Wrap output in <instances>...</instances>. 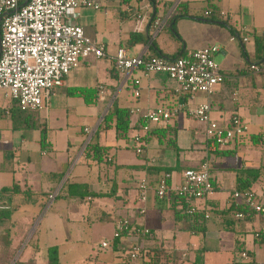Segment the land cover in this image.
I'll use <instances>...</instances> for the list:
<instances>
[{"label":"crops","instance_id":"crops-1","mask_svg":"<svg viewBox=\"0 0 264 264\" xmlns=\"http://www.w3.org/2000/svg\"><path fill=\"white\" fill-rule=\"evenodd\" d=\"M69 18L103 44L106 55L82 58L43 109L23 111L0 90V205L29 188L36 202L38 194L41 201L47 197L50 203L65 201L67 208L87 201L88 215L101 211L97 213L108 221L117 216L115 230L120 219H128L132 228H148L150 235L142 239L125 236L137 237L149 249L159 245L152 240L163 239L162 248L173 252L174 260L181 257L178 264H216L215 255L224 251L229 252L228 264L246 261L243 251L264 264V240L257 239L264 233V212L251 209L247 217H239L232 211L233 204L241 201L234 197L241 189L240 178L244 184L253 181L246 190L264 206V153L258 148L264 146V114L250 108L257 102L264 109V72L251 68L264 60V43H258L264 41V0H108L99 10L75 9ZM156 19L162 21L159 28L154 26ZM237 39L239 46L234 43ZM212 45L219 47L214 59L225 78L211 94L181 91L179 82L163 71L141 67L128 74L115 67L120 48L130 57L162 53L173 58ZM135 78L140 79L138 96ZM82 88L94 92L68 91ZM203 103L211 105L210 119L227 129L238 120L243 131L225 146L214 144L206 136L208 121L190 113ZM115 105L130 110L125 137L117 136L114 123L103 125ZM162 106L169 107L170 118L149 122V129H144L146 115ZM157 128L168 132L161 137L153 132ZM137 134L145 141L141 153L134 139ZM90 142L108 149L107 158L87 156ZM203 162L209 163L215 190L193 201L205 219V230H200L192 216L180 217L189 213L174 193L161 198L156 188L166 174L170 187L183 186L186 169ZM78 165L82 167L75 173ZM72 183L82 185L76 188L80 192L70 193ZM14 186L22 192L11 196ZM5 188L9 190L2 194ZM23 207L20 204L15 215L29 211ZM120 241L114 246L115 257L121 256Z\"/></svg>","mask_w":264,"mask_h":264},{"label":"built area","instance_id":"built-area-1","mask_svg":"<svg viewBox=\"0 0 264 264\" xmlns=\"http://www.w3.org/2000/svg\"><path fill=\"white\" fill-rule=\"evenodd\" d=\"M108 0H0V90L16 100L23 110L43 109L49 105L51 96L57 87L64 84L66 76L77 67L82 58L91 54L98 58L106 55L103 44H98L86 35L81 25L69 22V14L78 8L99 10ZM162 25L160 19L154 26ZM247 40V38H244ZM219 47L212 45L198 48L187 55L170 58L162 55L151 57H130L124 48L118 49L115 56V67L120 72L131 74L136 68L147 72L163 71L176 79L181 91L196 93H213L215 87L223 82L224 75L214 54ZM252 69L264 72V60L252 64ZM138 87L135 94L140 95V79L135 78ZM210 103H203L191 109L190 113L197 118L208 121L206 136L214 144L225 146L240 134L243 129L235 120L234 128H223L210 119ZM169 107H157L146 115L144 129H149V122L163 123L171 116ZM85 130H89L86 128ZM137 151L141 153L145 141L140 134L135 135ZM185 182L180 187H170L165 177L156 188L159 197L165 198L169 191L183 202L188 203L187 212L192 215L198 212L193 204L196 199L205 198L215 190V185L208 162L200 167L188 168L184 172ZM142 198H146L148 185L144 181ZM237 199L258 213L264 212V206L255 200L252 192L235 191ZM242 217L243 214H238ZM124 231L140 239L150 235L148 228H132L128 219L117 222L114 237L123 238ZM136 237V238H137ZM137 238V239H138ZM108 241L102 247H108ZM142 242H135L128 250L129 258L135 261L143 255ZM244 260H250L247 251L241 253ZM253 264H260L254 262Z\"/></svg>","mask_w":264,"mask_h":264},{"label":"rangeland","instance_id":"rangeland-1","mask_svg":"<svg viewBox=\"0 0 264 264\" xmlns=\"http://www.w3.org/2000/svg\"><path fill=\"white\" fill-rule=\"evenodd\" d=\"M229 37L230 34L227 33V42ZM239 41L237 39L234 42L236 43L235 45L239 46ZM221 58L222 56L218 54L217 61H220ZM1 99L3 98L1 97ZM262 106V103L258 104L256 102L255 104L252 103L250 108L252 110L257 108L258 111L264 114ZM260 147L261 152L264 153V146L259 145V150ZM80 167L82 165H78L75 173ZM72 177L71 180L75 176ZM41 196V194H38L37 202L35 201L34 193L16 197L11 204L13 205V212L17 210L18 203L26 206L23 208L29 211L18 216L15 215L17 213L15 212L10 219H0V264L7 261V255L5 257L4 254H7V247L11 243L16 248V252L9 260V262L11 261L9 264H15L17 260L29 261L30 264H48V247L51 245H58L61 264H126V252L128 253L132 244L138 241L136 237L128 238L125 236L121 238L118 247L121 249L120 257L119 254L116 257L113 255L115 253L113 244L105 248L102 247L103 241L110 243L115 238L116 222L114 223V220L117 216H113L108 221L97 213L101 211L88 215L87 207L89 204L87 201L73 205L69 204L70 207L67 208L65 201L50 203L48 197L41 201ZM9 203V198H6V202L2 203V205L8 206ZM32 204L37 205L32 206ZM30 211L33 215H30ZM66 217L69 218V222ZM162 240L159 238V241L152 240V242L160 245L163 243ZM149 246L152 245L149 244ZM154 246L156 245L154 244ZM168 252L170 251L168 250ZM224 252L221 255H215L216 264L221 262H223L222 264H228L227 255L229 252ZM172 253H169L168 257H162L161 262L164 264H178V260L181 257L176 256V260H174ZM236 256L240 258L239 251Z\"/></svg>","mask_w":264,"mask_h":264},{"label":"trees","instance_id":"trees-1","mask_svg":"<svg viewBox=\"0 0 264 264\" xmlns=\"http://www.w3.org/2000/svg\"><path fill=\"white\" fill-rule=\"evenodd\" d=\"M154 2V0H152ZM213 21V20H212ZM177 34V33H176ZM177 36L179 37V35L177 34ZM135 34H132V38L133 40H135L136 38ZM135 38V39H134ZM258 43H264V41H260ZM162 56H165L164 54L161 53ZM183 55H187L185 54V51H182L181 53L175 54V56L173 58H176L178 56H183ZM69 92L73 93V94H84L87 95L88 93H93L94 91L88 89V88H82V89H68ZM20 107V106H19ZM24 111V110H23ZM31 111V110H29ZM30 115V114H29ZM130 110L127 108H122L119 106H114V108L112 110L109 111V113L105 116L104 121H103V125L105 127H111L114 126L117 130V136L118 137H125L127 132L129 131L130 128ZM153 132L157 133L158 135L165 136L166 133L168 132L166 129H161V128H157L154 129ZM107 151L108 149L103 148V147H99L98 145L94 144L93 142H90L87 146L86 149V154L87 156H93L94 159L98 160V161H102L104 160V158H107ZM239 183H240V191L241 192H245L247 191L246 189L251 188L253 181H249V183L244 184L243 183V179H239ZM69 188H70V193L73 192H80L77 191L76 188H80L82 187V185L77 184V183H72V184H68ZM9 189H4L1 193L4 194V192H6ZM21 189H19V187L14 186L13 188H10V194L12 196V193L18 194L21 193L22 191H20ZM245 190V191H244ZM251 191V190H250ZM23 196L27 195V194H31L30 193V189H26V191L24 193H22ZM14 196V195H13ZM10 197V196H9ZM235 197V195H234ZM179 202H180V198L177 197ZM236 198V197H235ZM10 204L9 207L7 208V206H3L2 204L0 205V219H10L13 217L14 213L17 212L20 208V204L17 205V210H15V212H13L12 207L13 205H11L13 203L12 200H15L14 197H10ZM241 200V199H240ZM184 201V200H183ZM182 202V205L184 206V208L188 207V203L186 202ZM4 203V202H3ZM234 210V212L236 213V215L242 213L244 214L246 217L249 215L248 211L251 210V208H249V206L246 204V202L244 200H241L239 203H234L233 207H232V211ZM182 214V215H181ZM180 217L185 218L186 216H192L193 220L195 221V223L199 224L200 230H205V219L204 216L198 213L195 214H186L185 213H181ZM188 219V217H186ZM128 233L126 231H124L123 235H127ZM119 239H121L120 237H115L114 240V246L118 245L119 243ZM258 240L263 241L264 240V233H259V236L257 238ZM7 254H4V256L6 257L7 255V261L3 262V264H9L11 263V261L9 262V260H11L13 254H15L16 252V248L14 247V245L11 243L8 247H7ZM143 255L141 258L135 260V261H131L129 258V254L126 252V256L125 258L126 260V264H164L161 262V258L162 257H168L169 256V252L167 249L162 248V245H156L152 248H148L146 246H143ZM255 262L254 259H248L246 261H240L237 264H253ZM15 264H30L29 261H24V260H17L15 262ZM48 264H61V260H60V253H59V247L58 245H51L48 247Z\"/></svg>","mask_w":264,"mask_h":264}]
</instances>
